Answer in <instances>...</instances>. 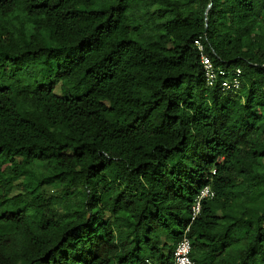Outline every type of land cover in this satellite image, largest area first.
<instances>
[{
    "label": "trees",
    "instance_id": "obj_1",
    "mask_svg": "<svg viewBox=\"0 0 264 264\" xmlns=\"http://www.w3.org/2000/svg\"><path fill=\"white\" fill-rule=\"evenodd\" d=\"M0 73V264H264V0H0Z\"/></svg>",
    "mask_w": 264,
    "mask_h": 264
},
{
    "label": "built area",
    "instance_id": "obj_2",
    "mask_svg": "<svg viewBox=\"0 0 264 264\" xmlns=\"http://www.w3.org/2000/svg\"><path fill=\"white\" fill-rule=\"evenodd\" d=\"M197 49L200 54V63L209 86L220 85L225 92H236L242 86V70L236 69L234 71L218 67L213 62L212 57L207 53L206 47L201 39L196 42ZM215 191L211 186H206L195 200L192 211V220L194 221L202 211L203 202L208 198L215 197ZM190 230L188 227L187 232ZM192 241L186 233L179 241L174 251V261L172 264H195L191 257ZM145 264H156L154 261L147 259Z\"/></svg>",
    "mask_w": 264,
    "mask_h": 264
},
{
    "label": "rangeland",
    "instance_id": "obj_3",
    "mask_svg": "<svg viewBox=\"0 0 264 264\" xmlns=\"http://www.w3.org/2000/svg\"><path fill=\"white\" fill-rule=\"evenodd\" d=\"M11 69H12V68L8 65L6 71L9 72V71H11ZM4 74H5V73L3 72V75H4ZM1 76H2V75H1V73H0V78H1ZM57 92L60 94V93H61V89L58 88V89H57ZM21 159H22L21 157H18V158H17L18 161H21ZM19 192H20V191L18 190V191H16L15 193H19Z\"/></svg>",
    "mask_w": 264,
    "mask_h": 264
}]
</instances>
